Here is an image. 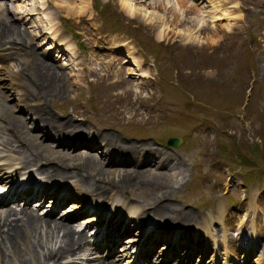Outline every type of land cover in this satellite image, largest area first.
<instances>
[{
    "label": "rangeland",
    "instance_id": "1",
    "mask_svg": "<svg viewBox=\"0 0 264 264\" xmlns=\"http://www.w3.org/2000/svg\"><path fill=\"white\" fill-rule=\"evenodd\" d=\"M169 1L99 0L96 4L93 0H6L9 14L0 12V20L4 26L20 30V34L13 37L18 42L13 51H4L0 47V57L7 56L2 59L3 68L0 65V70H4L0 80V176L5 178L9 172L11 184L22 189L20 175L25 167V171L36 167L31 169L33 175L46 168L74 174L76 169H69V166L78 167L88 159L84 178L90 182L95 179L104 197L115 201L120 198L143 207L156 201L163 204V207L154 205L164 216L162 218L155 215L153 209L142 212L138 206H133L137 208L135 217L141 224L136 222L140 226L133 228L125 226L127 221L122 223L119 216L114 218L107 214L109 209H120V206L99 202V210L104 211L100 223L95 226L99 232L96 245L102 246L100 254L104 250L110 252L105 245L115 240L118 241L117 248L131 246L120 241L130 239L126 230L139 229L141 235H137L141 236L140 240L143 238L144 249L148 245L154 247L151 258L162 252L159 247L165 240L179 239L187 244L171 246L182 247L186 254L191 249L189 245L195 242L191 257L204 254L207 259L214 253L219 258L218 264H222L227 249L238 251L232 247L236 244L232 237L234 227L228 231V240L225 229L215 231L216 237L220 234V240L225 244V249H216L218 243L212 236L198 234L191 224L179 219L204 221L200 225L202 228L203 224H212V221L220 224L225 221L237 227L254 222L257 229L264 226V0ZM127 6L133 7L132 14L127 11ZM63 25L70 30V35L61 28ZM66 36H72L74 50L70 49ZM54 38L58 46L59 42L65 44L66 52H71L73 58L66 52L65 57L58 54L61 62H48L56 77L47 79V84L34 82L29 73L45 63L40 64L42 56L37 52L50 44L56 47L55 41L52 42ZM35 42L38 48L34 46ZM82 63L90 66L91 74L81 70ZM21 71L26 73L24 83L21 85L16 78L14 85L10 74L15 77ZM17 85H20L18 89ZM28 94L33 98L41 95V100L36 103ZM2 116L18 120V133L9 131ZM39 117L51 119L56 126L62 123V127L75 133L82 132L84 137L81 139L94 145L91 149L95 151L81 149L86 147L84 143L66 136L62 140L56 139L62 146L42 142L40 133L33 131L32 125ZM105 133L113 135L119 144L116 147L121 145L125 151L131 152L135 148L148 152L139 153L134 160H129L125 153L110 152L100 140L103 135L109 138ZM171 138L182 140L177 149L167 148ZM30 139L50 147V151L41 152L48 162L26 161L30 154L24 141ZM98 147L102 148L101 152L96 151ZM21 152L26 159L18 157ZM166 158L169 160L163 164ZM124 161L132 166L107 164ZM67 179L65 182L72 181ZM112 185L117 189L113 190ZM223 196L236 201L233 204L236 207L229 209L226 219L214 208L216 202H222ZM70 205V201H64L58 206L57 213L63 216L78 207ZM207 208L212 213V218L208 215V221L204 218L209 212ZM24 209L30 210L20 203L0 209L3 217L0 223L8 210L19 214ZM32 212L38 217L36 211ZM73 215L76 217L72 222L69 219L58 221L56 216L42 220L69 226L70 232L75 233L72 237L78 238L80 234L75 231V224L83 218L86 219L80 223L86 224L87 217L94 214L79 211ZM19 217L11 219L17 221ZM156 220L159 224L154 227L152 224ZM242 220L245 222L240 223ZM148 226H152L150 231L162 229L165 230L163 234L169 232L170 235L160 233L162 240L153 241L155 237H149L151 232L146 235L141 232ZM2 227L0 225V234ZM47 227L40 226L37 231L41 237L38 257L43 259L52 253L47 261H53L47 264H68L69 258L59 253L67 239L66 236L63 238L64 232L58 227L54 236L46 234ZM254 236L257 237L255 232ZM17 245L21 247L20 243ZM4 249V263L0 258V264H19ZM130 249L120 252L115 264H126ZM20 250L23 253L22 248ZM242 250L244 257L249 248L245 246ZM87 257L90 263L82 264H97L103 258L94 251ZM243 257L241 260L245 262ZM142 258L137 264L143 263L140 262ZM256 258V264H261ZM179 260L191 261L186 255ZM197 261L195 258L193 264ZM228 261L239 264L238 255H231Z\"/></svg>",
    "mask_w": 264,
    "mask_h": 264
},
{
    "label": "bare ground",
    "instance_id": "2",
    "mask_svg": "<svg viewBox=\"0 0 264 264\" xmlns=\"http://www.w3.org/2000/svg\"><path fill=\"white\" fill-rule=\"evenodd\" d=\"M167 1H169V0H167ZM83 2V1H82ZM157 2V1H156ZM161 2H162V0H161ZM164 2V1H163ZM170 2V1H169ZM127 3V2H126ZM130 6H131V4H129ZM151 5V4H150ZM159 5V4H158ZM159 6H161V5H159ZM164 6V5H163ZM124 8V7H123ZM126 9H127V11H129V13L130 14H132L133 13V11H132V9H133V7H132V9L130 8V7H126ZM125 10V9H124ZM126 11V10H125ZM126 11V12H127ZM9 25V24H8ZM11 26V25H10ZM20 31V30H19ZM12 29H10V28H8V27H6V26H4V25H2V24H0V43H3V45L5 46V47H8L7 48V50L8 49H11V48H13V45L12 44H15V39H13V37L14 36H12ZM16 36V35H15ZM12 42V44H10V43H5V42ZM22 41V40H21ZM15 49V48H14ZM10 51V50H9ZM13 51V50H12ZM13 53V52H12ZM11 54V53H10ZM14 54V53H13ZM13 54H11L12 56H13ZM10 55V56H11ZM15 55V54H14ZM32 56V55H31ZM30 56V57H31ZM24 58V57H23ZM26 60H28V59H26ZM20 61V60H19ZM36 61V60H35ZM39 61V60H38ZM26 63V62H25ZM44 63V62H43ZM42 63V64H43ZM85 63V62H84ZM35 64V63H34ZM39 64V63H38ZM41 64V63H40ZM45 64V63H44ZM92 65V64H91ZM39 66V65H38ZM3 67V66H2ZM37 67V66H36ZM80 67L82 68V70L85 68V67H88V66H84L83 64H81L80 65ZM35 68V67H34ZM38 68H40V69H42V74L43 75H47V72L49 71V69H47L46 67L45 68H43V67H38ZM25 70V69H24ZM6 71V70H5ZM50 71L52 72V67H51V69H50ZM7 73V72H6ZM54 73V72H53ZM4 70L2 69V70H0V80L2 79V77H4ZM55 74V73H54ZM54 74H51L50 76H49V78H48V80L50 79V78H53V77H56ZM62 74V73H61ZM14 75V74H13ZM25 75H26V73L25 72H20L19 74H17L16 76L17 77H19V78H22V79H25ZM86 75V74H85ZM10 77L12 78L13 76L10 74ZM60 77V76H59ZM44 78H46L47 79V77H38V81L42 84V83H44V82H42V81H40V80H42V79H44ZM13 79V78H12ZM54 79V78H53ZM14 80V79H13ZM58 79H56V81H57ZM62 80V79H61ZM52 81V80H51ZM54 81V80H53ZM18 82V81H17ZM27 82V81H26ZM46 82V84H47V80L45 81ZM15 83H16V81H15ZM24 83V82H23ZM50 83V82H49ZM45 84V85H46ZM54 85V84H53ZM30 86V85H29ZM51 86H52V84H51ZM2 88V87H1ZM54 88V87H53ZM29 93V92H28ZM30 96V94H28V97ZM37 97V96H36ZM30 98H31V96H30ZM29 98V99H30ZM28 105V104H27ZM26 105V106H27ZM32 107V106H31ZM42 110V109H41ZM33 112V111H32ZM8 114H9V112H7ZM44 113V112H43ZM45 114V113H44ZM37 115V114H36ZM38 116V115H37ZM43 117V116H42ZM41 120H43L42 122H43V126L47 129V131H50V132H53V134L54 135H56V136H60V137H62L61 136V134L62 135H65V136H74V137H79L80 139L82 138V136L84 137V134L82 133V132H78V133H75V131H70V129H68V127L66 128V127H62L61 125H62V123H61V125L60 126H55L53 123V121L51 120V119H46L47 118V116H46V118H41V117H39ZM1 119H4L5 121H6V123H7V127H8V129H9V131H11V132H13V133H18V128H19V122H18V120L16 119V118H14V117H10V116H8V117H6V116H2L1 117ZM20 120V119H19ZM56 120V119H55ZM56 122H57V120H56ZM66 122V121H65ZM56 124V123H55ZM71 124V123H70ZM72 125H74V124H72ZM73 127V126H72ZM73 129V128H72ZM78 129V128H77ZM76 129V130H77ZM97 134V133H96ZM102 134V133H101ZM21 135V134H20ZM41 135V134H40ZM39 135V136H40ZM23 136V135H22ZM104 136V135H103ZM20 137V136H19ZM29 137V136H28ZM35 137H37V136H35ZM45 137H46V135H45ZM95 136L93 135V138H94ZM106 137V136H105ZM115 138H117V137H115ZM32 139V138H31ZM30 139V140H31ZM26 140V139H25ZM82 140V139H81ZM88 140V139H87ZM108 141H113L114 140V138H111V139H107ZM84 141H86V140H84ZM95 141V140H94ZM20 142V141H19ZM10 143V142H9ZM22 143V142H21ZM88 143V142H87ZM90 144V143H89ZM109 144H111V143H109ZM24 145H26V150L27 151H29L28 153L30 154V157H28V158H30L31 159V161L32 162H41V161H45V162H48V160H47V157H45V155H44V153L42 154L41 152H46V151H50V149L47 147V146H44L43 144H41V143H36V142H31V141H28V142H26V141H24ZM106 145V144H105ZM113 145V144H112ZM119 145V144H118ZM107 146V145H106ZM116 146H117V144H116ZM133 146V145H132ZM69 147V146H68ZM121 148V147H120ZM133 148V147H132ZM23 150V149H22ZM143 150V149H142ZM19 151H21V150H19ZM54 151V150H53ZM143 152H148L147 150H143ZM27 153V152H26ZM119 153H121V152H119ZM112 154V153H111ZM56 155V154H55ZM160 155V154H159ZM29 156V155H28ZM161 156H162V154H161ZM162 157H164V156H162ZM27 158V159H28ZM88 158H89V156H88ZM123 158V157H122ZM130 160V159H129ZM134 160V159H133ZM164 161H163V164H166L167 163V161L169 160V158H166V159H163ZM29 161V160H28ZM88 159H86L85 161H84V163H83V165H80V166H78V167H76V165H73V166H69V169H71V168H73V169H76V170H86V169H88V167H87V165H88ZM123 161V160H122ZM3 162H5L4 160H3ZM124 162H128V161H124ZM171 164V163H170ZM2 165H3V163H2ZM61 167H63V166H61ZM67 167V166H66ZM63 168H65V167H63ZM7 169V168H6ZM66 169V168H65ZM68 169V168H67ZM5 170V169H4ZM28 171V170H27ZM45 174H43L42 173V175L43 176H46L47 178H51V179H60V180H63V181H66L65 179H67V178H70V177H73V173L72 174H68V173H65V172H61V171H50L49 169H45L44 171H43ZM12 173V172H11ZM1 174V173H0ZM14 174V173H13ZM77 175V174H76ZM75 175V176H76ZM14 176V175H13ZM77 177V176H76ZM86 179V181H87V178H85ZM83 180V179H82ZM22 189L21 190H23V191H25L26 192V194L24 195V198H29V200L30 201H32L33 200V197L32 196H34V197H38V196H40V192L38 191V193L37 192H33V189L32 188H30V187H28V185L25 183V182H23L22 183ZM80 187H81V189H83V190H87L88 188H90L89 186H88V184L85 182V180H83V182H82V184L80 185ZM112 187H113V185H112ZM96 188V187H95ZM114 188V187H113ZM91 193H94L96 190L95 189H92V188H90V190H89ZM16 196V195H15ZM82 208V207H81ZM80 207H76V209H81ZM155 209L157 210V208L155 207ZM2 211V210H1ZM7 211V210H6ZM3 212V211H2ZM217 213H222V211L221 210H217ZM1 215V214H0ZM2 215H4V214H2ZM20 216L19 217V219L17 220V221H14V220H16V219H14V218H16V216ZM132 215V214H131ZM159 215H160V217H163V215L162 214H160L159 213ZM5 216V215H4ZM222 216V215H221ZM220 216V217H221ZM110 217V216H109ZM0 218H3V217H1L0 216ZM11 218H13L14 220H12ZM140 218V217H139ZM0 222H1V220H0ZM90 222V221H89ZM186 223H188V224H191V225H195V231H197V233L198 234H204L205 233V229H209V225H212V224H203V227L204 228H202V227H200V225L204 222V221H198L197 222V219L195 218V219H193V220H191V219H187L186 221H185ZM55 223V224H54ZM125 223V222H124ZM51 224H54L55 225V227L54 228H51ZM0 225H2L3 227V233L2 234H0V252H2V251H4L5 249L4 248H6V252L7 251H9L10 252V256H12L13 258H15L17 261H18V263L19 264H47L48 263V259H50L51 257H52V253H50V255H48L47 257H44L43 259H40V257H38V255H39V253H38V248H40L41 247V240H39V239H41V237L37 234V231H38V229H39V227L40 226H48L47 227V230H46V234H49V233H51V234H53V236H54V233H55V230L58 228V227H60L61 228V232H64V236H63V238L65 237V238H67L64 242H63V245H61V247H63V248H60L59 249V253L61 254V255H68V254H74L75 253V250L76 249H78V248H80V247H82V245H83V243H84V239H83V237H82V239L80 238V237H78V238H74V237H72V230H71V232H70V229H71V227H69V226H66V225H64V224H62V223H57V222H50L48 219H45V220H42L41 218H39V217H37V216H34L33 214H31L30 212H26V211H22V212H20L19 214H16V212H14V211H12V210H8V212H7V214H6V216L4 217V219L2 220V223H0ZM125 226L127 225L126 223L124 224ZM136 227H138V226H140V225H138V224H134ZM190 226V225H189ZM1 228V229H2ZM150 230H152V226H148L147 228H146V230L145 231H141L144 235H146L147 233H148V231H150ZM206 230V231H207ZM165 231V230H164ZM42 232V231H41ZM118 233H120V231H118ZM174 233V232H173ZM179 233V232H178ZM254 233V232H253ZM148 236V235H147ZM183 237V236H182ZM110 238L112 239V235L110 236ZM153 238V237H152ZM150 239V238H149ZM183 239V238H182ZM187 239V238H186ZM162 240V237L160 236V235H157V236H155V238H154V240L153 241H158V242H160ZM116 241V244H118V241L117 240H115ZM164 241V240H163ZM207 241V240H206ZM205 242V241H204ZM20 243V245H21V247L20 248H22V252L25 254V255H22L23 253H21V250L19 251V249L20 248H18L17 246V244H19ZM174 243H182V244H187V242L185 241V240H179V239H176V240H174ZM255 243H256V240H255V238H252V240L250 241V240H247V241H244V245L246 246V247H248L249 248V250L248 251H246L245 250V254H244V257H243V259L244 260H246V259H248V252H252L255 248H257V247H255L254 245H255ZM19 245V246H20ZM101 246V245H100ZM155 246V245H154ZM195 244H190L189 245V247L191 248V249H195ZM153 246L152 245H148L147 247H146V250L142 253V255H140L139 256V258L140 257H144V255H145V253H146V251H150V249L152 248ZM205 247V246H204ZM239 247H240V245H239ZM238 247V248H239ZM108 248H110V251L112 250L111 249V247H108ZM154 248V247H153ZM215 248L217 249V248H222V249H225V244H222V245H220V246H215ZM4 249V250H3ZM167 249V248H166ZM163 250V248H162V251H166L167 252V250ZM191 249H189L188 251L189 252H192V250ZM209 250V249H208ZM239 250H241V249H239ZM202 251V250H201ZM154 252V251H153ZM182 254V252H176V253H174L173 255H171L170 256V258L171 259H173V260H179V258H181L183 255H181ZM184 254V253H183ZM3 256H4V252H2L1 254H0V258L2 259V262H3ZM149 257H147V256H145L144 257V260H149L150 259V256H151V254H149L148 255ZM186 256H188V257H191V255H189V254H186ZM225 257H227L228 256V253H227V251H226V253H225V255H224ZM25 257H27V258H25ZM47 258V259H46ZM107 259L108 258H106V259H104L101 263H99V264H114V262H115V258H112V261H107ZM143 259V258H142ZM201 259H203V258H201ZM162 262H164L165 263V261H162ZM4 263V262H3ZM144 263V262H143ZM142 263V264H143ZM169 263V262H168Z\"/></svg>",
    "mask_w": 264,
    "mask_h": 264
},
{
    "label": "water",
    "instance_id": "3",
    "mask_svg": "<svg viewBox=\"0 0 264 264\" xmlns=\"http://www.w3.org/2000/svg\"><path fill=\"white\" fill-rule=\"evenodd\" d=\"M180 142H181V139H179V138H174V139H172V140H169L168 145H169L170 147L177 148V147L179 146Z\"/></svg>",
    "mask_w": 264,
    "mask_h": 264
}]
</instances>
